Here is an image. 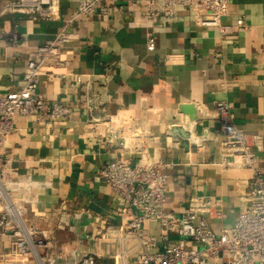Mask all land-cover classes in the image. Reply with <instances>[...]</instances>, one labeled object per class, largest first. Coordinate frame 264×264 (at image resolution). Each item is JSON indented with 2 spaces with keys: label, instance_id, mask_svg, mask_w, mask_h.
<instances>
[{
  "label": "crops",
  "instance_id": "obj_1",
  "mask_svg": "<svg viewBox=\"0 0 264 264\" xmlns=\"http://www.w3.org/2000/svg\"><path fill=\"white\" fill-rule=\"evenodd\" d=\"M7 1L0 0V7ZM143 3L125 0L120 10L106 0L93 14L76 16L77 4L60 0L58 19L9 15L0 21V95L19 89L29 55L67 28L61 44L66 68L48 66L55 75H41L37 91L49 102L70 105V118L35 122L18 116L6 143L12 174L44 182L33 225L55 229L64 204L75 214L74 224L58 231L59 246L67 252H90L101 231L124 225L122 202L98 174L121 154L131 164L162 167L168 176L166 211L183 214L196 195L221 200L217 208L225 217L212 223L219 233L238 219L244 208L239 196L253 171L218 165L221 124L207 112L227 101L236 126L261 136L264 144V0H234L223 19L233 31L225 37L219 28L199 26L187 7L172 21L159 16L148 22L157 37L153 51L147 48ZM185 105L196 108L194 119L183 112ZM129 113L131 120L118 134L140 135L126 148L110 146L106 127L95 120ZM198 116L204 118L195 124ZM177 129L187 132L186 141ZM147 224L156 235L159 226Z\"/></svg>",
  "mask_w": 264,
  "mask_h": 264
},
{
  "label": "built area",
  "instance_id": "obj_2",
  "mask_svg": "<svg viewBox=\"0 0 264 264\" xmlns=\"http://www.w3.org/2000/svg\"><path fill=\"white\" fill-rule=\"evenodd\" d=\"M69 1L77 4L76 16L93 14L98 2H106ZM111 1L124 9L125 0ZM233 1L144 0L142 19L146 22L148 50H155L157 43L148 22L162 15L172 21L180 7L193 10L199 26L219 28L225 37L233 31L232 26L223 24ZM9 15H24L34 22L58 19L60 0H8L0 7V21ZM238 23L243 24V20ZM66 30L63 28L29 55L19 89L0 95V264H264V144L261 136L236 126L227 101L216 102L215 111L207 112L208 118L219 119L221 124L223 139L217 163L222 168L253 171L247 190L239 196L244 208L233 226L219 233L212 228L213 222H222L225 217L217 208L221 200L213 197L192 196L181 215L166 211L168 176L162 167L143 161L131 164L123 154L106 163L98 173L123 204L122 227L101 231L94 237L90 252L80 255L78 248L64 251L57 239L59 232L74 224L75 214L66 211V204L61 207L55 229L33 225L31 218L36 217L37 196L44 182L12 174V157L6 143L18 116L35 122L70 118V105L49 102L37 91L41 75H55L48 66L66 68V53L61 50L68 38ZM77 80L81 81V77ZM131 118L130 113L110 116L101 122L96 119L95 124L104 125L106 143L120 149L129 146L131 137L140 135L118 134ZM202 118H195V124ZM193 139L200 142L196 135ZM147 223L159 226V238L146 227Z\"/></svg>",
  "mask_w": 264,
  "mask_h": 264
},
{
  "label": "water",
  "instance_id": "obj_3",
  "mask_svg": "<svg viewBox=\"0 0 264 264\" xmlns=\"http://www.w3.org/2000/svg\"><path fill=\"white\" fill-rule=\"evenodd\" d=\"M183 112L188 114L191 119H194L196 114V108L193 105H185L183 107ZM174 133L177 134L178 136H182L184 141H186L188 138L187 132H183L181 129H177V131L176 132L174 131ZM183 146L187 147V142H184Z\"/></svg>",
  "mask_w": 264,
  "mask_h": 264
},
{
  "label": "rangeland",
  "instance_id": "obj_4",
  "mask_svg": "<svg viewBox=\"0 0 264 264\" xmlns=\"http://www.w3.org/2000/svg\"><path fill=\"white\" fill-rule=\"evenodd\" d=\"M148 225V224H147ZM148 228V227H147ZM156 236L159 238L160 234H159V230L155 232ZM5 245L6 247H8V242L5 240Z\"/></svg>",
  "mask_w": 264,
  "mask_h": 264
}]
</instances>
